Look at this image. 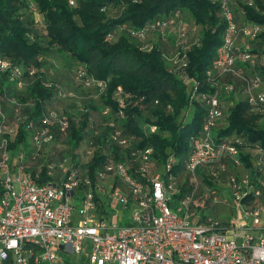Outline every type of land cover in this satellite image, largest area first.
Returning <instances> with one entry per match:
<instances>
[{
  "label": "built area",
  "instance_id": "2783aa9c",
  "mask_svg": "<svg viewBox=\"0 0 264 264\" xmlns=\"http://www.w3.org/2000/svg\"><path fill=\"white\" fill-rule=\"evenodd\" d=\"M67 1L76 6L75 0ZM211 1L218 5L225 25L216 59L206 71V81L214 88L211 93H197L198 84L186 73L187 51L197 39L189 42L180 12L139 31L124 26L142 43L141 50L151 49L157 39L168 43L171 50L163 53L165 61L187 86L189 107L182 116L189 114L193 102L205 111L198 134L189 139L186 180L179 185L172 169L173 155L159 163L152 147L138 146L136 137L124 133L116 123L124 118L123 109L130 99L120 87L112 96L118 111L112 114L109 107L101 111L109 129L105 143L95 141L99 133L88 143L87 163L95 153L105 158L93 174L73 166L69 159L58 166V181L32 182L23 154L14 157L8 149L6 136L17 129L9 127L5 101L13 106L14 119L25 123L37 153L53 143L57 134L66 137L70 121L67 115L47 107L39 123L26 121L27 116L21 117L24 103L7 97L0 87V264H63L58 253L78 257L65 264H264V207L258 202L264 179H254L242 167L239 138L219 137L216 132L225 119L222 96L236 92L235 83L242 89L250 114L264 120V74L258 70L249 43L258 40L264 27L252 22L239 26L236 21V7L253 8L254 0ZM36 72L0 56V75L20 90ZM78 80L99 97L105 92L106 83L84 69ZM43 85L53 86L57 99L73 97L61 85L48 80ZM157 130L151 124L144 126V133L150 136ZM252 155L253 169L261 171L264 148L255 145ZM202 173L224 188V203L235 215L230 220L207 215L206 200L213 205L221 198L217 190L203 183ZM185 182L189 190L179 195Z\"/></svg>",
  "mask_w": 264,
  "mask_h": 264
},
{
  "label": "trees",
  "instance_id": "16d2710c",
  "mask_svg": "<svg viewBox=\"0 0 264 264\" xmlns=\"http://www.w3.org/2000/svg\"><path fill=\"white\" fill-rule=\"evenodd\" d=\"M75 1L76 6L71 7L67 0H28L27 3L23 0H0V56L27 70H37L34 77L28 79L30 84L22 90L5 75H0L2 91L7 97H16L21 103H30L32 108L26 110V121L39 123L48 103L56 98L54 87L46 88L43 83L48 80L60 85L43 72L46 60L53 57L54 53L65 52L82 64L89 76L106 83L105 92L100 96V104L89 105L90 110L102 111L103 107H109L113 114L118 111L112 98L114 91L120 87L129 94L130 99L123 109L124 118L116 123L124 133L136 137L138 146L152 147L153 157L159 163H163L169 154L173 155L172 169L177 176L176 184L179 185L182 180H186L184 170L189 154V139L198 134L205 111L199 103L193 102L189 119L182 116L189 107L187 86L178 73L170 70L165 61L163 53L171 50L168 43L157 39L151 49L141 50L140 41L129 33L128 36L122 35L118 28L124 24L139 31L157 20L167 19L180 12L185 21L189 42L197 39L187 51L186 73L192 82L198 84L197 93H211L214 88L206 81V71L211 69L216 59L225 28L218 5L211 0ZM31 5L35 6L42 18L45 38L38 35L36 14L30 11ZM103 9L107 11H102ZM108 10H117L119 15L111 17L106 14ZM236 11L239 26L252 22L264 27V0H254L253 8L236 7ZM263 37L264 33H261L259 41L249 43L257 56L258 70L264 74V66H261L264 57L259 56ZM226 80L234 82L230 77ZM237 87L238 83H235L236 92L222 96L225 119L219 123L216 132L219 137H237L241 140V145L237 146L242 167L257 179L261 178L259 175L264 168L261 171L253 169L252 159L255 157L252 155V148L255 145L264 148V120L250 114L242 89ZM67 117L70 121L69 133L66 137L57 134L56 139L60 137L66 141L74 159L85 139L89 113L86 112L81 118L73 115ZM148 124L158 129L151 136L144 133V126ZM24 126L25 123L18 122L13 126L17 132L6 136L8 149L14 157L23 154L32 182L43 185L58 181L60 172L54 177L52 171L44 165L29 170L28 164L38 161L43 151L36 152L31 135ZM106 135L100 134L95 137V141L104 144ZM112 150L116 152L114 148ZM104 160L103 156L95 153L84 167L92 175ZM76 165L77 163L73 164ZM201 178L203 183L219 192V197L221 192H225L222 185L219 182L213 183L208 175L202 173ZM185 184L186 182L179 195L189 190ZM206 201L208 207L213 206L210 199ZM258 202L264 207V190Z\"/></svg>",
  "mask_w": 264,
  "mask_h": 264
},
{
  "label": "rangeland",
  "instance_id": "374dc122",
  "mask_svg": "<svg viewBox=\"0 0 264 264\" xmlns=\"http://www.w3.org/2000/svg\"><path fill=\"white\" fill-rule=\"evenodd\" d=\"M27 3L28 0H23ZM30 11L36 14V27L38 31V35L42 36V38H45V29L43 25V21L41 20V16L39 17L37 10L35 6H30ZM112 11L108 10L107 15L111 17H117L119 15V11ZM39 17V20H38ZM240 19V18H239ZM126 25H120L121 31L119 33H122V35L128 34L129 27ZM128 36V35H127ZM115 40V39H113ZM262 41V49L261 53H259V56L264 57V37L261 39ZM263 50V52H262ZM262 60V59H261ZM47 63L45 65V68L43 69V72L46 74L47 77L50 79H53L61 85L62 89L66 93H72V98H63V99H52L50 103H48L47 108L49 110H53L57 113H62L65 115H73L77 118H81L82 115L86 112L89 113V124L88 128L85 131V141L79 146L76 154V158L72 159V155L69 149V146L67 145L66 141L64 139H61L60 137H57V139L46 146L43 150V153L40 157V159L36 162H30L28 164L29 170L31 171L34 168L41 167L42 165L46 166L50 171H52L54 177L59 174L58 172V166L60 164L66 165L67 160L72 159L74 164L77 163V165L84 169L85 164L88 161L89 155L86 153L88 150V143L94 140L95 135L97 133L100 134H107L109 133V129L107 127V119L104 118L101 115V111H93L90 110L89 105H95L98 106L100 104V97L93 92L92 90H89L88 88L84 87L81 82L78 80V75L83 69V65L73 60L68 54L65 52L63 53H54L53 57L47 58ZM262 64L264 65V58L262 60ZM261 65V66H263ZM42 71V70H41ZM16 98V97H15ZM21 103V102H20ZM30 103H24L23 109L21 110V117L26 116V110L28 109ZM5 107V113L8 116V123L9 127L15 126V124H18V121L14 119V108L13 106L8 102L5 101L4 103ZM192 112V109L190 110L189 114L186 113L184 116V119H189L190 114ZM262 179H264V170L260 173ZM220 198L218 199L213 206H209V209L207 210V214L211 217H214L220 221H228L231 218H233L235 215L233 214L232 209L225 205L226 200V193L221 192ZM264 203V202H263ZM60 260L63 262V264L67 263L68 261H76L78 260V257L73 254H66V253H58Z\"/></svg>",
  "mask_w": 264,
  "mask_h": 264
},
{
  "label": "water",
  "instance_id": "95a60500",
  "mask_svg": "<svg viewBox=\"0 0 264 264\" xmlns=\"http://www.w3.org/2000/svg\"><path fill=\"white\" fill-rule=\"evenodd\" d=\"M60 248H61V247H60ZM65 249H66V251H68L69 253H71L70 245H66V246H65Z\"/></svg>",
  "mask_w": 264,
  "mask_h": 264
}]
</instances>
